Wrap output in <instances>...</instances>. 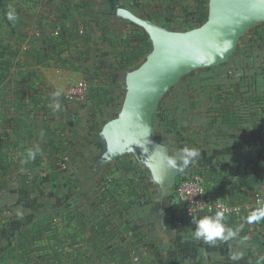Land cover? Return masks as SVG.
Segmentation results:
<instances>
[{"label":"crops","instance_id":"crops-1","mask_svg":"<svg viewBox=\"0 0 264 264\" xmlns=\"http://www.w3.org/2000/svg\"><path fill=\"white\" fill-rule=\"evenodd\" d=\"M195 2L0 0V30L20 40V68L31 70V77L42 82L44 96L53 99L45 110L40 109L44 104L36 105L28 126L19 123L20 133L30 131L50 142L45 157L34 155L49 168L46 184L16 187L11 179L18 160L0 154V175L8 180L0 188V264L24 263L17 245L13 255L6 250L16 231L31 242L33 264H264V216L249 222L261 210L253 200L256 192L264 196V183L238 184L242 173L264 177V23L251 28L261 43L258 51L249 42V49L236 56L247 31L229 61L192 71L161 99L153 118L155 141L168 148L178 167L177 154L185 147L199 152L188 168L175 169L172 185L155 183L144 159L134 154L105 162L104 127L123 109L129 72L154 48L145 29L119 11L129 10L171 31H189L197 28L190 27L185 16L198 9ZM56 28L62 31L58 38L53 36ZM142 30L148 38L139 37ZM63 40L64 50L57 44ZM49 46V56L40 60ZM79 84L89 87L85 104L66 95ZM222 86L233 91L234 101L222 100ZM243 102L260 105L243 117L238 110ZM63 152L70 153L71 165L59 171L49 161ZM128 157L131 161L123 163ZM4 163L13 165V172L2 169ZM116 164L134 180V191L127 184L104 191L103 179ZM131 166L137 171L129 170ZM204 167L220 176L209 178L212 197L253 207H244L239 217H224V235L229 229L235 233L227 240L195 239L196 225L174 196L180 178ZM221 177L233 184L224 185ZM139 245L147 247L138 253ZM143 249L147 255L135 261Z\"/></svg>","mask_w":264,"mask_h":264},{"label":"water","instance_id":"water-1","mask_svg":"<svg viewBox=\"0 0 264 264\" xmlns=\"http://www.w3.org/2000/svg\"><path fill=\"white\" fill-rule=\"evenodd\" d=\"M119 15L145 29L154 48L139 68L129 72L123 109L104 127L105 162L134 154L144 159L155 183L172 185L176 170L167 161L175 158L154 139L158 105L187 74L229 61L246 32L264 23V0H209L207 21L189 31L168 30L126 9Z\"/></svg>","mask_w":264,"mask_h":264},{"label":"rangeland","instance_id":"rangeland-1","mask_svg":"<svg viewBox=\"0 0 264 264\" xmlns=\"http://www.w3.org/2000/svg\"><path fill=\"white\" fill-rule=\"evenodd\" d=\"M262 28L264 30V25L262 26ZM254 35L255 31H252V29L247 32L242 41H240V46L238 45L236 56H240V54L243 53L246 49H249V46H245L247 45L246 43L249 42H253L251 44L253 50L258 51V48H261V43H259V41L255 39ZM22 60L23 58L17 60V63L12 69L9 78L0 87V154L4 159H6L8 156H13V158H16L18 160L19 171L14 168V174L16 177L12 178L11 182L13 183V185H16V187L18 186L20 189L21 187H25V181L21 173L28 162L34 164V166L36 165V171H42L44 176L49 177L50 175L49 168L46 167L45 162L44 164L36 163L34 156L41 155V157H45L44 154L45 152L47 153L45 148L50 145V142L47 141L48 138L43 135L32 136L31 132L26 130H24L25 132L20 133V131H22V129L20 128L21 126L19 125L20 120H23L24 125L28 126L31 121L30 119L37 114L35 112L37 110V104H44V106L40 107V109L45 110L48 104L52 105L53 103V99H48L46 96H44V87H42V82L39 83L31 77V70H22L20 68ZM69 90L67 91V94L69 93ZM86 96L88 100L90 97L89 92ZM83 102V104H85L86 101ZM50 105L48 107L53 108L54 105ZM43 114L44 116L47 115L45 113ZM164 131L165 129H163V132ZM20 134L21 136L24 135L23 139L22 137H19ZM169 136L170 135L168 133L165 134V137L168 139L170 138L171 140L172 137ZM6 144H8L9 147L6 146ZM52 158L50 159L49 163H51V165L56 164L54 167L59 171H63L64 167H62V163L64 156L62 155V153L55 154ZM68 159L70 160L71 157ZM131 159V157H128L123 163L131 161ZM12 167L13 165L9 166V163H4L2 169L12 171ZM29 170L30 169H28V172ZM9 198H12V196H10Z\"/></svg>","mask_w":264,"mask_h":264},{"label":"trees","instance_id":"trees-1","mask_svg":"<svg viewBox=\"0 0 264 264\" xmlns=\"http://www.w3.org/2000/svg\"><path fill=\"white\" fill-rule=\"evenodd\" d=\"M208 2L209 0H196L197 8L196 10H193L191 13H187L186 20L189 22L190 27H198L200 26L208 17ZM1 28V24H0ZM65 36V35H64ZM63 36V37H64ZM139 37L141 39L148 38V34L142 30L140 32ZM57 44L65 49V41H58ZM52 46V45H51ZM53 47V46H52ZM22 51V45L18 38L11 35H6L1 32L0 30V87L7 81L9 78L12 69L17 63L18 57L20 56ZM51 51V47H47L45 50L44 55L40 58V60H45L49 56V52ZM220 95L223 101L227 100H235V95L233 91H231L229 88L226 87H220ZM260 102L258 103H238V110L240 111L241 116L247 117L249 116L254 110L259 108ZM6 146L9 147L8 144ZM62 155L64 157L70 158L71 155L69 152H63ZM10 158V156H8ZM11 159V158H10ZM36 163L40 164V161L35 160ZM35 163V164H36ZM56 165V164H55ZM53 165V167L55 166ZM71 165V159L66 160V170L69 169ZM41 166V165H40ZM110 173L103 179L102 186L106 189L104 191H110L112 192L116 187H122V185L127 184L129 185V189L131 191L135 190L134 186V180L130 178L129 175L122 174V170H124V167L122 165H113L111 166ZM16 170L19 169V164H16L15 167ZM28 169L29 172H28ZM137 166H131L129 170H135L137 171ZM19 171V170H18ZM203 172H205L208 177L214 176V177H220L219 174L213 173L210 169L204 167L202 169ZM117 173H120L119 175ZM21 175L24 178V181L28 185H45L48 177L44 176L42 171H36V165L32 163H27L25 168L23 169ZM222 183L224 185H232L233 181L231 179H228L227 177H221ZM247 183H264V177L254 176L249 173H242L240 174V180L238 184H247ZM8 184V180H6L3 176L0 175V188H5ZM175 192V191H174ZM225 198V197H222ZM18 246V250H21L24 255V263L23 264H33L32 260V244L31 242L24 237V234L20 231H16L12 234L10 238V242L8 243L6 250H8L10 255H13V252L15 250L14 247ZM142 247H147L143 245H139L136 247V251L140 253V249ZM148 249V248H146ZM149 250V249H148ZM142 256L140 255L139 261L141 260Z\"/></svg>","mask_w":264,"mask_h":264},{"label":"built area","instance_id":"built-area-1","mask_svg":"<svg viewBox=\"0 0 264 264\" xmlns=\"http://www.w3.org/2000/svg\"><path fill=\"white\" fill-rule=\"evenodd\" d=\"M61 34L60 28H56L53 31V36L56 38L60 37ZM88 92L89 87L87 85H74L70 88L67 97L86 101ZM67 159V157L63 159L62 167L64 169L66 168ZM209 182L208 175L202 170L192 171L178 181L174 196L176 201L184 208L186 217L189 220H198L203 213L215 215L217 212H222L224 217H239L244 213L245 209H253L251 205L243 206L219 196L212 197L208 192ZM253 201L255 205L260 207V211H264V196L260 192L255 193ZM140 255H147V251L143 249ZM140 255L135 256L134 260L138 261Z\"/></svg>","mask_w":264,"mask_h":264},{"label":"clouds","instance_id":"clouds-1","mask_svg":"<svg viewBox=\"0 0 264 264\" xmlns=\"http://www.w3.org/2000/svg\"><path fill=\"white\" fill-rule=\"evenodd\" d=\"M9 19H13L10 15ZM59 95V93H57ZM180 156V166L178 167L175 159H169L167 164L169 167L173 169H177L179 171H183L188 168L190 163H192L193 158L199 155V152L195 149H188L185 147L182 152L178 153ZM264 216V211H260L259 213H253L249 217V222L258 220L260 217ZM224 220V215L222 212H217L214 216H204L198 220H193L192 222L196 225L194 231V238L199 240L203 239L204 241H214L216 238H222L227 240L230 236H233L235 233L229 229L227 235H224L225 227L222 223ZM236 257H233L235 259Z\"/></svg>","mask_w":264,"mask_h":264}]
</instances>
